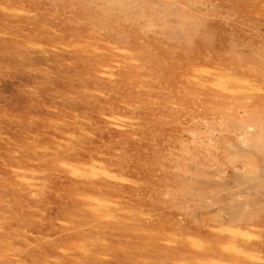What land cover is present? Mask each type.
<instances>
[{"label": "rangeland", "instance_id": "rangeland-1", "mask_svg": "<svg viewBox=\"0 0 264 264\" xmlns=\"http://www.w3.org/2000/svg\"><path fill=\"white\" fill-rule=\"evenodd\" d=\"M0 264H264V0H0Z\"/></svg>", "mask_w": 264, "mask_h": 264}]
</instances>
